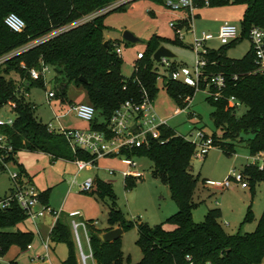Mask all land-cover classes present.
<instances>
[{
  "label": "trees",
  "instance_id": "1",
  "mask_svg": "<svg viewBox=\"0 0 264 264\" xmlns=\"http://www.w3.org/2000/svg\"><path fill=\"white\" fill-rule=\"evenodd\" d=\"M164 4L165 0H150ZM220 7L228 0H194L197 8ZM115 0H0V58L20 51L27 46L48 39L13 55L0 65V110L10 106L16 114L12 126L0 127L13 144V159L21 175L31 178L18 164L19 151L44 153L53 159L71 162L78 160L94 161L95 157L83 150L73 151L67 140L61 135L51 133L47 125L38 120L36 107L27 100V94L33 86L45 87V79L33 80L30 71L40 70L42 65L53 67L62 103L67 102V90L71 84L86 89L89 104L93 105L103 121L91 123L92 130H106L107 121L120 106L127 101L141 102L147 96L154 102L158 93L157 82L160 78L156 68L154 54L168 44L186 47L178 40H169L154 35L146 42L141 57L134 62V72L130 78L122 75V57L116 54V40L107 41L104 32L107 29L104 20L112 12L95 15L113 5ZM235 5L246 7L241 24V37L218 50L211 49L206 55L207 73L223 74L226 88L222 97L214 100L207 97L213 107L211 119L222 135L214 133V147L227 154H235L239 145H243L250 156L264 152V71L257 72L255 55L250 48L241 59L228 57V51L244 40H248L250 29L264 28V0H233ZM9 14H16L26 24L22 33L13 32L5 24ZM197 17V16H196ZM178 27H189V21H178ZM168 73L179 68L169 59ZM17 76L19 81L9 76ZM80 78L86 80L85 83ZM164 89L177 103L184 107L187 97H194L196 91L181 82L164 78ZM24 83L28 86L22 91ZM202 85V90H205ZM210 90L215 92L211 87ZM56 95V94H55ZM230 97L237 98L246 108L242 116L238 109L228 102ZM162 139L149 146L122 151L129 158H148L152 161L155 177L160 178L170 189L171 197L177 205V212L168 221L175 229L167 231L162 225L150 228L148 225L135 224L127 219L118 208L113 183L96 176L94 187L86 192L89 196L108 206L107 224L104 230L93 226L89 221V237L96 264H124L122 237L113 242H103L100 235L123 229L124 233L135 226L139 237L136 245L140 248L142 259L136 264H261L264 260V211L252 233H242V227L253 218L252 207L235 234L228 233L222 226L223 212L220 208L208 211L203 223H196L193 210L197 206L194 193L198 177L192 174V160L196 147L174 129H162ZM114 158V157H112ZM98 161H95L97 165ZM0 171L5 172L0 164ZM242 174L249 188L254 192L256 183L264 182V173L256 166L245 165ZM136 179H125V188L132 190ZM207 180L203 181L205 185ZM51 189L39 192V201L50 208ZM69 216L60 215L50 233V242L64 244L69 253L64 264H78L76 245L73 239ZM28 220L27 213L14 201L6 209L0 208V257H5L12 247L26 251L32 244L35 234L14 229ZM130 261V258H127ZM11 264H16L15 261Z\"/></svg>",
  "mask_w": 264,
  "mask_h": 264
},
{
  "label": "rangeland",
  "instance_id": "2",
  "mask_svg": "<svg viewBox=\"0 0 264 264\" xmlns=\"http://www.w3.org/2000/svg\"><path fill=\"white\" fill-rule=\"evenodd\" d=\"M119 1L115 0V5L109 10L117 11L124 8V11L112 12L106 16L104 23L107 29L104 35L107 41L113 39L121 44L122 75L124 77L130 78L132 76L134 62L138 54L144 51L146 42L154 35H159L169 40H175L177 35L178 40L182 41L186 47L173 44L167 45L175 54V58L172 59L173 62L178 67L187 66L191 68L195 65L196 54L191 48L194 36L189 31V27H178L182 30V37L170 27V22L176 20L180 16V12L170 10L165 3L157 4L150 0H130L121 5H116ZM228 1L229 3L224 6L196 9L195 30L199 36L203 32L216 34V27L224 22L241 27L246 7L233 4V0ZM125 32H131L140 41L136 44L126 42L123 39ZM208 46L214 50L223 47L218 40L209 42ZM249 50L250 42L249 40H244L228 51V57L241 59ZM46 67L48 72L45 76V87L33 86L26 96L27 100L36 107L35 114L38 120L47 125L50 122H55V114H58L60 120L57 123L55 122L57 127L61 126L64 129L88 128V124L78 119L76 113L72 110L73 106L89 103L86 89L83 86L71 84L67 90V102L62 103L57 83L54 81L57 72L51 66ZM156 68L160 78L157 82L158 93L154 100V107L161 117L170 119L169 126L179 135L190 140L193 138L192 134H195L198 129L204 130L209 136L215 133L217 137H220L222 133L215 128L211 119L213 107L206 100L208 93L202 89L195 93L189 110L178 117L172 118L178 105L164 89V78H168L169 73L159 63L156 64ZM9 77L17 80V82L19 81L17 76L11 75ZM27 86L28 84L24 83L21 90H26ZM49 92H54L56 98L48 100ZM245 111L246 108L242 106L238 109L237 115L242 116ZM191 114L193 115L191 116ZM0 117L2 120L15 121L16 114L10 106H6L0 110ZM98 119L103 121L100 116H98ZM249 156V151L243 145H239L235 154H227L219 147H214L205 154L203 159L193 158L191 171L199 180L194 193V202L197 206L193 210V219L196 223H203L209 210L220 208L223 212L222 226L228 233L235 234L239 231L251 206L253 218L250 222L243 225L242 233L255 231L264 211V182L256 183L254 192L250 188L242 189L234 183H232L231 188L222 187L230 179L233 170L238 172L243 170L244 166L249 162L247 160ZM16 157L17 160L19 158L24 161L30 170L40 173L38 178L40 181L43 180L44 182L47 178L55 181L64 174L62 168L66 163L58 161L52 164V159L45 154L22 150L17 153ZM136 162L139 165V171L144 174V178L137 180L136 186L132 190L125 188V179L120 174L121 171L127 169L122 157L103 159L99 163V170H84L78 179V185L83 184L87 178L96 179V176L104 181L111 182L114 186L118 208L127 219L135 224L148 225L150 228L162 225L167 231L174 230L175 225L169 222L168 219L178 209L171 197L168 185L160 178L155 177L153 163L150 159L136 158ZM66 165L71 166L72 169L71 171L68 170L67 174L72 175L77 172V167L72 163H67ZM108 170H115L117 173L111 176ZM204 180H207L205 185L203 184ZM10 189L11 181L8 173L0 171V200L10 192ZM65 190V186L58 187L56 190L55 197L60 202L63 201ZM67 206L81 213L86 210L90 211L94 215L97 227L101 230L108 226V206L99 200L97 201L95 197L89 196L86 192H82L81 188L77 186L72 188V196L67 202ZM45 218L47 219V216ZM79 218V216L76 219L70 217L68 221H78L80 220ZM54 220V216H51V219L40 226L42 237L45 240L50 238ZM30 223L28 221L21 227L33 231L34 229ZM80 236L84 252L89 254L87 239L83 230L80 231ZM138 237L139 233L136 226L123 234L121 241L126 259L124 264H136L142 259L141 250L136 245ZM50 244L53 249L51 256L55 264H64L69 253L68 247L64 244H54L53 242H50ZM31 245L39 248L40 239L35 237ZM76 253L79 264H96L94 259L91 258L86 262H82L77 249ZM127 258H130V261H127ZM22 260L23 258L20 260V264H24Z\"/></svg>",
  "mask_w": 264,
  "mask_h": 264
},
{
  "label": "built area",
  "instance_id": "3",
  "mask_svg": "<svg viewBox=\"0 0 264 264\" xmlns=\"http://www.w3.org/2000/svg\"><path fill=\"white\" fill-rule=\"evenodd\" d=\"M130 0H120L116 5H121ZM115 5V2L110 7L103 11L95 14L102 15L110 12L111 7ZM165 5L172 11L182 12L185 17L179 21H189V31L194 36V40L191 44L192 50L196 54L195 65L193 67H179L176 70L169 72L172 80L181 82L182 84L193 88L196 92L202 89V85H205V90L209 97L214 100H218L222 97V91L226 88V77L223 74H209L207 73L208 61L206 55L211 48L208 43L214 40H218L223 46L229 45L230 43L238 40L241 37V27L224 22L216 34L210 32H203L201 36L196 33L195 6L194 0H165ZM206 7H209L210 3H205ZM5 24L13 32L22 33L25 28V22L16 14H9L5 19ZM178 21L170 22V27L176 30V33L182 37V30L178 28ZM51 36H47L40 41H37L20 51L12 53L10 55L0 58V65L6 60L11 58L13 55L23 52L37 43L48 39ZM248 40L250 42V48L253 50L255 55V64L257 66V72L264 71V28L253 27L250 29ZM116 54L121 57L122 47L121 44L116 45ZM141 57V53L138 54ZM166 69L170 67L169 59H163L161 63ZM40 70L33 69L30 71V77L33 80L44 78L48 69L46 65H42ZM169 78V76H168ZM213 88L215 92H212L210 88ZM56 98L54 92L48 93V100ZM194 97H187L184 101L185 106H178L174 111L173 117L185 113L190 109ZM228 102L231 106L236 109L242 107L241 102L235 98L230 97ZM72 110L76 113V116L81 121L87 123L89 126L86 129H64L63 127H57V123L60 120V116L55 114V122L47 124V129L51 133L61 134L68 142L69 146L73 151L77 149L88 152L95 157L94 161L78 160L74 163L78 166L79 171H84L92 168H96L95 161H99L104 158H116L122 157L127 166L126 170L120 172L124 179L134 178L140 180L144 178V174L139 171V165L136 162V158H129L122 155V151H128L132 149H140L149 146L154 141L164 143L162 139V129L170 128V119H164L161 117L155 107L154 102L145 94L141 102L127 101L123 103L119 109L111 116L107 121L106 130H92L90 128L98 112L93 105L89 103L78 104L73 106ZM193 114H191L192 116ZM14 121L2 120L0 117V127L12 126ZM192 140L185 138L196 147L194 157L203 159L205 154L214 148L213 139L206 134L202 129H198L195 134H192ZM15 149L9 138L0 133V164L4 167L5 172L8 173L11 181L10 192L0 200V208L6 209L10 204L16 201L19 206L27 213L28 220L32 221L36 225L37 220L42 218L46 213H53L50 208L43 206L38 197L39 191L35 188L32 182L24 175H21L16 167V163L11 157L14 155ZM247 165L256 166L260 172L264 173V152H260L254 156L248 158ZM111 176L116 175L115 170H108ZM232 183L240 186L242 189H248L249 184L242 174V171L233 170L230 179L227 180L222 187L231 188ZM94 187V179L88 178L82 185V192H89ZM73 215V214H72ZM97 225V222L95 223ZM92 223V225H95ZM73 239L78 251L79 258L82 262H86L88 259H93L90 237H89V222L81 220H72L70 222ZM83 230L87 239L89 254L84 252L82 246L80 231ZM32 245H29L27 249H31ZM45 248H49V244H45ZM47 257V255H46ZM43 259V258H40ZM0 264H11L5 262L3 257H0Z\"/></svg>",
  "mask_w": 264,
  "mask_h": 264
},
{
  "label": "crops",
  "instance_id": "4",
  "mask_svg": "<svg viewBox=\"0 0 264 264\" xmlns=\"http://www.w3.org/2000/svg\"><path fill=\"white\" fill-rule=\"evenodd\" d=\"M184 17H185V14L180 12V16H178L176 20H172V21L176 22V21H179L180 19H182ZM222 24H220V25H218L216 27L217 31L219 30V27ZM104 37H105V35H104ZM105 39L107 40L106 37H105ZM110 40H113V39H110ZM165 47H167L169 49L168 46H165ZM42 154H44V153H42ZM45 155H47V154H45ZM47 156H49L51 158L50 155H47ZM248 158H247V160H248ZM16 159H17V157H16ZM51 159H52V162H51L52 164H54L55 162H58V161H62V163H66V164L67 163H72L73 165H75L77 167V172H75L72 175L67 174L68 170L71 171L72 169H71V166H68V165L64 164L65 166L62 168L64 174L62 175V177H60L59 179H57L55 181H51L50 179L47 178L46 181L43 182V180L40 181L38 179L40 177V173H38V172L36 173V172L30 170L29 167L26 165V163L24 161L20 160L19 158L17 160L18 164L21 165L25 169L26 174L32 180V184L35 186V188L39 192H44V191H46L48 189H51V194H50V199H49V206H50V209L53 211V213H46L42 218L37 220L36 225H34L32 221L27 220L24 223L19 224L14 229V231L20 230L22 232H32V233H34L35 237H38L40 239V246H39V248L38 247L36 248V247H34L32 245L31 249H27L26 251H21L18 247H12L11 250L8 252V254L3 258V260L5 262H10L11 263V262L15 261L16 264H20V260L23 258L22 261L24 262V264H55L54 259L51 256V252H52L53 249H52L51 244H50V238L48 240H45L42 237V233H41V229H40V226L44 225L49 219H51V216H54V219H55L54 222H52V229H53V227H54V225H55V223L57 221L58 216H60V215L69 216V219H70V217L71 218L73 217V218L76 219V217L79 216L80 217L79 219L81 221H87V222L91 221L94 224L96 223V221H94L95 220L94 217H93L94 215H92V213L90 211L86 210L84 213H81L80 211H77L75 209H70V207L67 206V202L69 201V199L72 196V188L75 187V186L81 188L82 184L78 185V179L80 178L81 173L84 172V171H79L78 166L74 162H71V161H68V160H64V159H53V158H51ZM100 161L102 162L103 159H100L98 161V163H97L98 164L97 167L96 168H92V169L99 170ZM16 167H17V165H16ZM88 170H90V169H88ZM61 186H65L66 190H65L64 197H63V201L60 202V200H58V198L55 197V194H56L57 188L61 187ZM46 216H47V219L45 218ZM28 221L31 222L30 224L32 225V227L34 229L33 231H30L27 228H22L21 227L22 225H25L26 222H28ZM93 226L98 228L96 224L93 225ZM52 229H51V231H52ZM46 243L49 244V248L48 249L45 248V244ZM46 255H47V257H46ZM40 258H43V259H40ZM8 259H9V261H7ZM78 264H79V262H78ZM261 264H264V260L262 261Z\"/></svg>",
  "mask_w": 264,
  "mask_h": 264
},
{
  "label": "water",
  "instance_id": "5",
  "mask_svg": "<svg viewBox=\"0 0 264 264\" xmlns=\"http://www.w3.org/2000/svg\"><path fill=\"white\" fill-rule=\"evenodd\" d=\"M123 39L126 42L132 43V44H136L140 41L139 38H137L136 36H134L131 32H125L123 35ZM105 46H108V41L105 42ZM175 58V54L168 49L165 46L160 47L157 52L154 54V60L157 63H161L163 59H174ZM169 78H171V75H169ZM80 81L85 83L86 80L84 78H80ZM124 234L123 229L121 228H116L114 230H110L102 235H100V239L103 242H113L118 240L119 238H121Z\"/></svg>",
  "mask_w": 264,
  "mask_h": 264
}]
</instances>
